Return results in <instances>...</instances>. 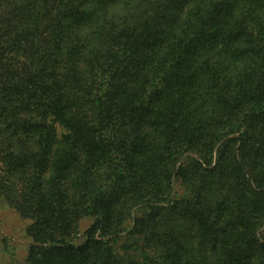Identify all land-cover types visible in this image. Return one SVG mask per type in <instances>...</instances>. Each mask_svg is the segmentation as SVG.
<instances>
[{
    "label": "trees",
    "instance_id": "obj_1",
    "mask_svg": "<svg viewBox=\"0 0 264 264\" xmlns=\"http://www.w3.org/2000/svg\"><path fill=\"white\" fill-rule=\"evenodd\" d=\"M0 194L27 264H264V0H0Z\"/></svg>",
    "mask_w": 264,
    "mask_h": 264
},
{
    "label": "rangeland",
    "instance_id": "obj_2",
    "mask_svg": "<svg viewBox=\"0 0 264 264\" xmlns=\"http://www.w3.org/2000/svg\"><path fill=\"white\" fill-rule=\"evenodd\" d=\"M92 222L86 217L80 221L81 240L84 229ZM31 219L21 216L10 205L4 194H0V264H27L32 237L27 232Z\"/></svg>",
    "mask_w": 264,
    "mask_h": 264
}]
</instances>
